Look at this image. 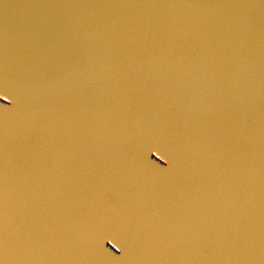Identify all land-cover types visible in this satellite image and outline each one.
<instances>
[{
  "label": "water",
  "instance_id": "water-1",
  "mask_svg": "<svg viewBox=\"0 0 264 264\" xmlns=\"http://www.w3.org/2000/svg\"><path fill=\"white\" fill-rule=\"evenodd\" d=\"M0 264H104L48 185L1 101Z\"/></svg>",
  "mask_w": 264,
  "mask_h": 264
}]
</instances>
